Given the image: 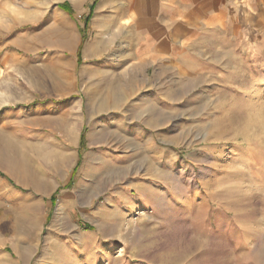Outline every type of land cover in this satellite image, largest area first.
I'll use <instances>...</instances> for the list:
<instances>
[{"label":"rangeland","instance_id":"374dc122","mask_svg":"<svg viewBox=\"0 0 264 264\" xmlns=\"http://www.w3.org/2000/svg\"><path fill=\"white\" fill-rule=\"evenodd\" d=\"M112 5L0 0V264H264V88L129 69Z\"/></svg>","mask_w":264,"mask_h":264},{"label":"crops","instance_id":"0c3cea01","mask_svg":"<svg viewBox=\"0 0 264 264\" xmlns=\"http://www.w3.org/2000/svg\"><path fill=\"white\" fill-rule=\"evenodd\" d=\"M106 1L113 4V38L126 42L129 69L159 73L162 87L181 86L188 75L216 71L240 74V88L247 87L249 74L252 87L264 88V0ZM228 87L233 92V85ZM241 95L246 97L247 91ZM160 98L161 103L172 102ZM116 200L120 221L139 203L126 191ZM81 242L66 246L64 253H75Z\"/></svg>","mask_w":264,"mask_h":264},{"label":"bare ground","instance_id":"6f19581e","mask_svg":"<svg viewBox=\"0 0 264 264\" xmlns=\"http://www.w3.org/2000/svg\"><path fill=\"white\" fill-rule=\"evenodd\" d=\"M64 39H66V38H64ZM62 40H63V39H62ZM64 41H65V40H64ZM109 126H111V125L108 124L106 127L108 128Z\"/></svg>","mask_w":264,"mask_h":264},{"label":"trees","instance_id":"16d2710c","mask_svg":"<svg viewBox=\"0 0 264 264\" xmlns=\"http://www.w3.org/2000/svg\"><path fill=\"white\" fill-rule=\"evenodd\" d=\"M62 8H64V9H65V7H63V6H62Z\"/></svg>","mask_w":264,"mask_h":264}]
</instances>
